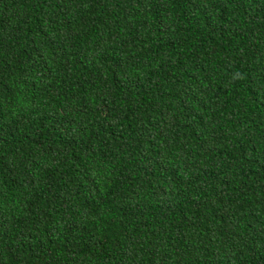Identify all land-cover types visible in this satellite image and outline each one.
Masks as SVG:
<instances>
[{"label":"trees","instance_id":"16d2710c","mask_svg":"<svg viewBox=\"0 0 264 264\" xmlns=\"http://www.w3.org/2000/svg\"><path fill=\"white\" fill-rule=\"evenodd\" d=\"M0 264H264V0H0Z\"/></svg>","mask_w":264,"mask_h":264}]
</instances>
